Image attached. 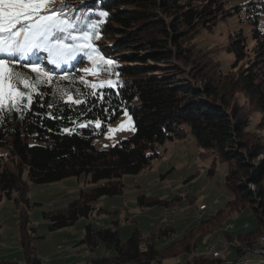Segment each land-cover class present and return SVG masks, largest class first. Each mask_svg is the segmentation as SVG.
Returning a JSON list of instances; mask_svg holds the SVG:
<instances>
[{"label": "trees", "instance_id": "1", "mask_svg": "<svg viewBox=\"0 0 264 264\" xmlns=\"http://www.w3.org/2000/svg\"><path fill=\"white\" fill-rule=\"evenodd\" d=\"M74 1L60 0L58 7L71 5L64 9L66 13L79 9L91 19L102 21L99 39H94L93 44L99 54L114 64L108 67L109 74L98 71V75L101 81L118 82L119 87L103 89L112 103H93L90 89L80 83L81 79L88 81L80 75L89 59L86 51H77L75 59L61 63L59 68L48 63L46 51L37 49L27 59L7 58L14 59V70L23 71L29 80L35 74L21 68L29 60L39 62L52 76L48 84L39 86L38 98L33 93L30 111L25 110L19 117L15 112L7 113L6 119L0 116V151L9 152L8 161L0 155V201H12L19 214L23 264H45L36 258L27 239L29 207L28 188L22 180L24 172L36 185L84 176L92 186L80 190L78 197L65 208L43 214L49 231L60 230L96 214L92 205L100 198L122 195L125 175H137L150 167L161 158L160 149L166 142L183 140L187 135L203 155L228 165L224 182L233 195L227 200L226 210L217 212L213 218L202 221L199 215L200 229H215L223 221L217 219L228 208L239 213L248 206L256 216L254 230L232 235L224 232L222 225L218 228H222L220 235L225 240L246 241L252 248L255 239L264 232V135L250 130V118L242 112L240 102L253 107L264 125V26L260 30L264 1L250 3L246 9L247 22L253 26V48L249 51L241 33L235 34L228 44L226 50L234 56L228 74L219 73L193 42L202 31L210 32L218 21L241 11L242 5H233L237 0ZM100 12L108 15L99 17ZM193 61L199 62L197 66ZM189 70L195 72L194 76ZM18 89L28 91L21 84ZM63 93L87 103L69 107L61 98ZM105 108L116 109V114L109 115ZM124 111L133 121V134L107 150H94L91 141L100 137ZM53 114L57 118H52ZM96 118L101 120L100 127L88 123ZM81 121L87 126L81 128ZM137 205L140 208L168 206L166 202L144 196L137 199ZM174 234L172 228L165 227L158 230L156 237L169 239ZM154 240V237L144 240L134 230L122 243L116 223L113 229H101L89 223L78 244L86 246L89 253L99 246L107 253L112 252L111 256L88 258V264H159L162 254L177 245L186 264H222L206 257L188 260L196 249L181 244L182 239L170 243L162 252L156 249Z\"/></svg>", "mask_w": 264, "mask_h": 264}, {"label": "rangeland", "instance_id": "2", "mask_svg": "<svg viewBox=\"0 0 264 264\" xmlns=\"http://www.w3.org/2000/svg\"><path fill=\"white\" fill-rule=\"evenodd\" d=\"M263 1L237 0L233 5H242L241 11L218 21L210 32L202 31L195 37L193 42L195 48L204 53V57L209 62L216 65L219 73H230L234 64L233 54L226 49L235 38V34L241 33L246 38L249 51L253 48L255 44L252 38L253 26L247 22L246 9L250 3ZM58 3H61L60 0H54L51 7L55 5L58 7ZM263 26L262 17L260 30H263ZM86 62L81 68L80 75L85 76L91 83H95L96 80L101 81L99 72L93 76L85 71V69L96 67L90 59ZM193 62L196 66V63H199ZM97 64L101 68L105 67L99 60ZM104 73L109 74L108 69ZM194 73L189 70L191 76H194ZM213 74L214 71L209 75L213 76ZM11 83L17 89L21 84L14 77ZM240 103L242 112L250 118V130L256 135L263 136L264 125L260 114L247 103L244 104L242 101ZM129 117V115L122 114L110 123L100 137L91 141L92 148L96 151L107 150L130 137L134 132V125ZM121 124L126 126L124 130H116ZM8 154V151H0V155L6 161H8ZM160 155L161 158L155 160L150 167L139 174L125 175L122 178L124 186L122 195L97 200L92 205L97 212L88 220L81 219L70 227L55 231H49L43 214L65 208L67 203L78 197L80 190H88L92 186L85 181L84 176L78 179L68 178L49 185H36L28 180L27 173L24 172L22 180L28 188L26 200L29 207L26 210L28 214L27 239L36 258L45 264H88V258L111 256L112 252L107 253L102 246H99L94 253H89L86 246L78 244L84 236L85 226L89 223L101 229H113L116 223L119 240L122 243L129 239L134 230H137L144 240L154 237L155 247L159 252H162L170 243L182 239L181 244L195 247L197 255L207 254L208 248L211 251L226 249V244L221 243L223 239L219 235L222 228L225 231L229 230L232 235L241 234L244 224L248 225L247 232L255 229L256 216L248 206L239 213H234V209L228 208V212L217 219L218 221L223 220L219 224L222 228H218L217 225L215 229L214 227L200 229L199 215L203 216L202 221L211 219L217 212L226 210L227 200L233 198L224 182L228 171L226 163L203 155L190 135L183 140L166 142L160 149ZM140 196L166 202L168 206L156 205L150 208H140L137 205V199ZM244 226L243 228L247 227ZM165 227L172 228L175 234L169 239H157L158 230ZM179 250L178 245L173 246L168 252L162 254L163 260L159 264H186ZM222 257L233 261L235 254L229 249L223 253ZM263 260V256L245 253L238 263L251 261L250 264H264ZM0 262L24 263L19 214L13 202L6 199L0 201ZM152 264L158 263L153 262Z\"/></svg>", "mask_w": 264, "mask_h": 264}, {"label": "snow or ice", "instance_id": "3", "mask_svg": "<svg viewBox=\"0 0 264 264\" xmlns=\"http://www.w3.org/2000/svg\"><path fill=\"white\" fill-rule=\"evenodd\" d=\"M53 2L54 0H0V116L4 119L9 112H15L19 117L25 110L30 111L34 101L33 93L38 98L39 86L48 84L52 79L50 72L39 62L29 60L27 64L21 65L22 69L28 68L30 73L35 74L34 79L29 80L23 71L14 70L12 65L16 61L7 59L8 57L20 56L21 59H27L33 49L43 50L48 53V63L59 68L61 63L75 59L74 53L77 51H86L91 63L96 67L85 71L93 76L114 64L113 60L99 54L93 44L94 39H99V25L102 21L91 19L79 9L75 13H66L64 9L72 7L71 5L52 8ZM107 15L106 12L98 13L99 17ZM92 53L96 55L93 56ZM97 60L103 62L105 67L101 68ZM112 74L118 75L115 72ZM13 77L28 91L14 87L11 83ZM63 78L68 79L67 76ZM80 83L90 89L89 94L94 97L93 103H112L103 89L119 87L118 82L114 84L110 79L98 83L81 79ZM98 89L100 91H97ZM61 98L69 107L73 104L87 103V100L77 99L67 93H63ZM104 111L109 115H115L117 110L105 108ZM123 114L128 115L127 111ZM52 118L57 117L53 114ZM88 123H94L96 127L101 126L99 118ZM79 126L86 127L87 123L81 121ZM125 127L121 124L116 130H124Z\"/></svg>", "mask_w": 264, "mask_h": 264}, {"label": "water", "instance_id": "4", "mask_svg": "<svg viewBox=\"0 0 264 264\" xmlns=\"http://www.w3.org/2000/svg\"><path fill=\"white\" fill-rule=\"evenodd\" d=\"M244 225H247V224H244ZM242 225V230L243 231H246V229L248 228V225L246 228H243ZM233 228V227H232ZM224 232L226 233H229V230L228 231H225V229L223 230ZM220 235V234H219ZM264 238V232H262L254 241L253 243V247L250 248L248 247L247 245V242L246 241H241L240 243L239 242H235V241H228V240H225L223 237V241L221 243H225L226 244V249L224 251H218V250H214L215 252H218L219 253V256L217 258H214L211 254H202V255H197L196 252L195 253H192V256L187 258L188 260H190L192 257H206V258H209V259H213V260H220L222 262V264H239L238 263V260L245 254V253H253V254H256V255H259V256H263L264 257V245L263 247H261L262 245V240ZM233 250V253L235 254V259L233 261L231 260H228V259H224L222 257L223 253H225V251L227 250ZM261 251V252H260Z\"/></svg>", "mask_w": 264, "mask_h": 264}, {"label": "bare ground", "instance_id": "5", "mask_svg": "<svg viewBox=\"0 0 264 264\" xmlns=\"http://www.w3.org/2000/svg\"><path fill=\"white\" fill-rule=\"evenodd\" d=\"M202 218H203V216H202ZM202 218H201V219H202ZM229 226H231V225H229ZM245 226H247V225H245ZM245 226H244V227H245ZM218 238H219V237H218ZM262 244H264V238H263V240H262ZM208 249H210V248H208ZM207 253L211 254L214 258H217V257L219 256V253H218V252L211 251V249H210ZM263 261H264V260H263ZM248 264H250V262H249Z\"/></svg>", "mask_w": 264, "mask_h": 264}, {"label": "built area", "instance_id": "6", "mask_svg": "<svg viewBox=\"0 0 264 264\" xmlns=\"http://www.w3.org/2000/svg\"><path fill=\"white\" fill-rule=\"evenodd\" d=\"M246 228V227H245ZM264 245V244H263ZM263 245L261 246V247H263ZM210 249H208L207 251H209ZM261 252V251H260ZM263 253H264V251H263ZM249 262H251V261H245V262H242V263H239V264H248Z\"/></svg>", "mask_w": 264, "mask_h": 264}, {"label": "crops", "instance_id": "7", "mask_svg": "<svg viewBox=\"0 0 264 264\" xmlns=\"http://www.w3.org/2000/svg\"><path fill=\"white\" fill-rule=\"evenodd\" d=\"M2 201V200H1Z\"/></svg>", "mask_w": 264, "mask_h": 264}]
</instances>
